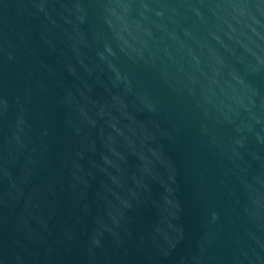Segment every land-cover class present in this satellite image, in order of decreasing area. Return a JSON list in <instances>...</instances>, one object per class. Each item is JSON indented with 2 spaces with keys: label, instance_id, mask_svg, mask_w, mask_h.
Segmentation results:
<instances>
[{
  "label": "water",
  "instance_id": "95a60500",
  "mask_svg": "<svg viewBox=\"0 0 264 264\" xmlns=\"http://www.w3.org/2000/svg\"><path fill=\"white\" fill-rule=\"evenodd\" d=\"M0 264H264V0H0Z\"/></svg>",
  "mask_w": 264,
  "mask_h": 264
}]
</instances>
